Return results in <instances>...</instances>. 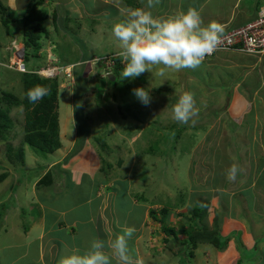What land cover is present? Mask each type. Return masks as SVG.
<instances>
[{
    "label": "crops",
    "instance_id": "0c3cea01",
    "mask_svg": "<svg viewBox=\"0 0 264 264\" xmlns=\"http://www.w3.org/2000/svg\"><path fill=\"white\" fill-rule=\"evenodd\" d=\"M30 1L24 0V7ZM218 1V6L227 9L222 15L203 10L210 7V0H160L153 11L154 15L167 18L191 6L200 11L204 24L215 21L228 28L253 20L259 11L240 16L234 13L240 0H234L231 9L229 0ZM0 3L9 12L17 13L20 0H0ZM137 7H144L140 0H42L38 9L46 15L43 26L48 32V41L45 42L51 38L60 42L55 50L44 51L43 45L38 52L39 61L44 62L46 52L48 56L55 52L54 63L74 65L70 81H74L75 87L83 86L87 90L88 66L77 64L94 57L118 55L119 48L97 55L98 50L88 49L83 34L94 36L95 41L96 35L102 38L101 33L87 32L89 28L98 29L96 20L100 19L104 26L100 30L107 28L114 38L113 25L126 19L129 10ZM60 16L67 25L65 31ZM68 31L80 42L71 40ZM69 45L74 49L67 56ZM30 63L33 69L40 64L38 61ZM95 68H100L101 72L102 66ZM176 75H180L185 92L200 94L197 109L199 114L203 112V120L198 142L207 156L202 159L205 165L201 168V185L198 186L201 189L190 190L198 202L186 205L187 214H177V218L169 214L163 220V208L157 210L155 204L146 207L139 201L136 181L124 177L113 179L102 173L104 150L95 146L91 149L86 142L88 138L98 140L100 133L93 135V128L85 118L80 122L75 120L74 102L68 98L66 80L59 78L56 111L60 147L52 153L28 159L33 150L27 146L23 163L10 161L5 173L0 175H4L3 180L8 177V181L4 180L7 195L0 199V264H59L61 257L72 250L83 252L93 239L107 241L120 234L124 227L136 229L129 248L132 256L141 259L143 264H264V55L217 52L199 67L184 69L173 78L176 79ZM98 78L103 85L104 80L100 75ZM86 90L81 92L80 89L81 94ZM143 125L135 133L123 129L124 136L120 139L138 140ZM65 136L73 141L68 154H65ZM205 143L210 152L203 150ZM210 155L212 159H208ZM224 161L226 165L222 166ZM232 164L240 167L235 182L218 179L217 175L222 173L227 176ZM220 166L222 169H217ZM110 167L111 164L107 169ZM11 168L15 170L12 172ZM15 175L17 177L13 178ZM63 180L68 185L60 189ZM9 194L16 199L2 210ZM195 206L203 209L198 213L200 219L191 214ZM190 218L192 221H188ZM197 226L207 231L216 229L219 243L198 245L193 256L184 261L183 254L188 250L184 243L187 233L181 231L193 232Z\"/></svg>",
    "mask_w": 264,
    "mask_h": 264
},
{
    "label": "rangeland",
    "instance_id": "374dc122",
    "mask_svg": "<svg viewBox=\"0 0 264 264\" xmlns=\"http://www.w3.org/2000/svg\"><path fill=\"white\" fill-rule=\"evenodd\" d=\"M210 2V7L208 9L206 7L203 10L217 11L221 15L227 11L226 8L224 10L217 5L220 1L210 0ZM229 2L230 5L228 7L231 9L234 0H229ZM2 6L4 7L3 4ZM262 6H264V0H240L236 8H234V13L240 16L250 15L258 11ZM25 9L24 0H20V4L18 3L15 11L19 14ZM58 14H61V12H58ZM62 17L60 16V23H62L63 31H65L67 25ZM2 18L0 16V98L3 96V93H10L18 98H22L23 89L19 74L26 72L27 67L31 63L25 64L22 62L17 65L18 60H21L23 50L19 48L16 58H14L15 51L12 49V44L19 46L21 44L19 42L20 36L8 33L9 31L6 29ZM56 23L58 22L56 21ZM96 23V26L99 28H89L87 32H98L103 34V37L97 38L96 35L97 41H95L94 36L86 33L83 34L82 39L86 40L88 49L90 51H92V48L94 51L98 50L99 54L97 55H103L107 51V53L115 51L118 47L116 45L117 40L111 37V33L107 28L100 30L104 28L100 19H97ZM9 24L12 26V23ZM51 32L53 33V30ZM68 34L71 40L80 42L79 38L76 39L71 35L73 34L71 31H68ZM70 38H68L69 42ZM59 42L51 38L49 42L44 43V51L53 50L54 47L56 49V44ZM80 47L83 49L82 46ZM73 49V46L69 45L67 56L71 54L70 51ZM46 53L47 57L43 58L44 62L46 64H54L56 58L55 52L49 56L48 52ZM52 56H55V58ZM39 60L41 59L38 57L36 61L41 64ZM155 71L154 69L152 74L145 72L141 76L131 80L121 79V75L119 74L116 76V81L114 80L115 85L103 82L102 84H105L103 86L98 78L100 68L99 70L97 68L92 70L88 68L85 82L89 86L87 90L83 86L81 88L80 86L75 87V83L74 81H70L71 79H66L64 84L69 94L68 98L74 102L75 120H79L78 122H80V119L85 118L89 126L93 128V135L100 133L96 137L98 140L88 138L86 142L87 146L91 149L93 148L92 146H95L100 151L104 150V170L102 173L110 175L113 179L124 177L125 179L128 178L136 181L140 192L138 195L139 201L143 202L146 207L155 204L157 210L168 208L170 215L176 216L180 213L185 215L187 214L186 205L198 202V198L194 195L195 193L190 192V190L195 192L201 189L198 186L201 185L202 164L205 165L202 159L207 158L206 154L203 153L204 151L200 149L201 147L198 142L203 112L198 113V117H193L196 121L194 125L191 121L187 124L175 122L171 118V109L179 96L185 92L183 83L179 79L180 75H176L175 79L173 78L175 73L169 72L166 78H161L155 75ZM138 87L149 90L151 96L149 105H143L133 95V89ZM80 89L81 92L85 90L86 92L81 94ZM199 95L198 93L194 95L195 102H197ZM0 103H2L1 100ZM197 106H199V102L196 103V108H199ZM22 116L21 107L11 112V117L15 122V130L13 129L12 137L8 144L18 148L22 146L24 151H26L29 148L26 144L22 145ZM142 124H144V130L138 140L120 139L121 135H123V129L128 128L131 133H135V131H139L136 129L142 127ZM186 131L190 133L187 134ZM63 142L64 147L66 146V153L64 150L61 152L68 154L69 145L73 141L67 139V136H65ZM196 144L198 146L194 148ZM203 148L206 152H210V147L207 146V143H205ZM6 149L7 147L5 148L4 144L0 142V175L5 173V169L9 167V161L14 159L7 158ZM36 155H38L37 152H34V150L30 151L27 158H35ZM208 159H212V156L210 155ZM213 163L211 164L212 169L215 168V161ZM110 164V169H107ZM224 165H226V161L223 162L222 166ZM11 169L10 171L12 172L13 169L15 170V168ZM217 169H222V167L220 166ZM20 172L22 175L24 174L23 171ZM220 176L222 177L220 178ZM220 176L217 175L220 180L227 178L223 173ZM16 177L17 175L13 178ZM4 180L8 181V177ZM4 180L2 181L3 185L0 186V199H4L7 195ZM216 180L215 177L214 181ZM67 185L68 183L63 180L60 181L58 188L63 189ZM15 199L14 196H10L9 194L6 201L3 202L4 204L1 209L5 210L9 203L15 201ZM18 206L19 203H16L15 207ZM196 209L198 211V206H195L191 214L194 213L198 217L200 214L198 212L195 213ZM23 212L26 213V208L23 209ZM27 212H31V210L27 209ZM183 257L185 261L186 254H183ZM158 261L161 263V260L158 259Z\"/></svg>",
    "mask_w": 264,
    "mask_h": 264
},
{
    "label": "clouds",
    "instance_id": "9594fccd",
    "mask_svg": "<svg viewBox=\"0 0 264 264\" xmlns=\"http://www.w3.org/2000/svg\"><path fill=\"white\" fill-rule=\"evenodd\" d=\"M140 2L144 7L130 9L127 18L112 27V35L118 41L119 48L116 57H119L123 64H121L123 66L121 79L131 80L145 72L152 74L154 69L156 76L166 78L169 72L178 73L184 69L199 67L207 56L217 50L224 31L223 25L215 21L204 24L200 11L195 7L189 6L186 10L162 18L154 15L153 11L160 0H140ZM19 46L24 50L22 43ZM89 61L79 62L80 64L77 65L90 68ZM98 65L93 66L92 69ZM70 66H73V73L75 66ZM113 70L114 68L111 74L114 76ZM62 79L66 80L63 75ZM47 94V87L42 85H36L26 93L28 100L33 104ZM133 95L145 106L151 102L150 92L145 88L133 89ZM197 115L194 95L187 91L179 96L171 109V118L180 124L191 121L194 125L196 121L193 117ZM239 172V165L232 164L226 173L227 179L235 182ZM135 231L134 227H124L120 234L107 241L93 239L86 250L83 252L80 249L72 250L68 255L61 257L59 264H112L113 261L115 264H143L141 259L132 256L129 248V240Z\"/></svg>",
    "mask_w": 264,
    "mask_h": 264
},
{
    "label": "trees",
    "instance_id": "16d2710c",
    "mask_svg": "<svg viewBox=\"0 0 264 264\" xmlns=\"http://www.w3.org/2000/svg\"><path fill=\"white\" fill-rule=\"evenodd\" d=\"M42 4V0H31L26 9L21 13H12L6 10L0 3V16H2L4 25L8 29V33L20 36V42L24 47L23 63L36 61L38 52L42 49L45 41L47 40L48 32L43 26L46 20L45 14L38 7ZM9 23H12L10 26ZM19 28V29H18ZM115 67L113 70L114 76H118L123 68L121 66V59L116 57ZM29 65V64H28ZM44 62L34 69L31 66L27 67L26 72H21L20 80L22 83L23 95L22 98L10 93H3L0 100V142L4 144L6 149L7 158L13 162L23 163V148L22 146H10L8 142L12 137V131L15 127V122L11 117V112L14 109L22 108V122L21 127L23 130L22 145H28L34 152L38 154L52 153L60 147L58 140V116H57V92L59 86V78L56 76L53 79H44L37 76L34 71L38 68L45 66ZM37 68V69H36ZM77 76V74H76ZM104 82L115 85V81L110 82L108 78L103 79ZM36 85L47 87L48 94L38 101L31 103L27 98V91ZM15 130V129H14ZM9 133H11L9 135ZM14 148V149H12ZM10 162V161H9ZM4 175L0 176L2 180ZM168 208L161 210L163 220L170 214ZM202 213L203 209L198 206L195 213ZM155 219L152 216V219ZM200 219V217H198ZM192 221V218L188 219ZM182 233H187V238L184 243L188 246L186 252V259L188 260L193 256V250L200 244L218 245L220 238L217 237V230L207 231L206 229L197 226L193 232L185 230Z\"/></svg>",
    "mask_w": 264,
    "mask_h": 264
},
{
    "label": "built area",
    "instance_id": "2783aa9c",
    "mask_svg": "<svg viewBox=\"0 0 264 264\" xmlns=\"http://www.w3.org/2000/svg\"><path fill=\"white\" fill-rule=\"evenodd\" d=\"M224 31L217 45V50L210 56H207L205 60L212 57L217 52L238 51L245 55H264V6L260 7L256 17L234 28L223 27ZM13 51H15L14 58L21 46L13 45ZM23 50V48H22ZM117 55L94 57L88 62L89 67L100 64L102 66L101 77L106 78L111 74L112 69L115 66V58ZM24 59V50L21 60H18L17 65L22 63ZM80 64V63H78ZM122 64V63H121ZM22 65V64H21ZM123 65V64H122ZM72 67H62L56 64H47L45 67L39 68L34 73L42 78H54L61 73L64 78L72 79Z\"/></svg>",
    "mask_w": 264,
    "mask_h": 264
},
{
    "label": "water",
    "instance_id": "95a60500",
    "mask_svg": "<svg viewBox=\"0 0 264 264\" xmlns=\"http://www.w3.org/2000/svg\"><path fill=\"white\" fill-rule=\"evenodd\" d=\"M59 78H62V74H59ZM108 80L110 82H113L115 80V77L111 74V75L108 76Z\"/></svg>",
    "mask_w": 264,
    "mask_h": 264
}]
</instances>
